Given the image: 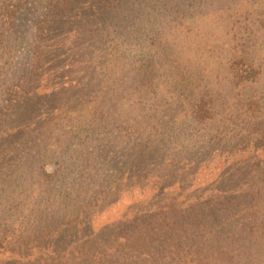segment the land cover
<instances>
[{
  "label": "trees",
  "instance_id": "16d2710c",
  "mask_svg": "<svg viewBox=\"0 0 264 264\" xmlns=\"http://www.w3.org/2000/svg\"><path fill=\"white\" fill-rule=\"evenodd\" d=\"M133 1L127 0V6H123L121 0L115 11H109L116 24L107 22L105 15L89 21L91 25L85 22L90 26L85 31L90 28L96 31L94 46L100 51L106 50L109 39L114 40L115 36L116 40L136 41L133 46L138 45L140 35L148 42L151 40V31L137 18L141 6L154 3L165 6L173 1L168 10L173 12L170 15L175 21L177 16L189 17L187 14L192 8L200 7L199 0L195 3L193 0H136L135 11ZM76 2L0 0L3 61L0 77H4L2 71L12 58L17 57L18 66L12 81L0 87V127L9 123L16 108L29 107L26 97L37 90L40 67L48 55L46 43L51 24L63 18ZM121 11L124 12L121 14ZM22 20L24 24L29 23L28 28L18 24ZM127 26L129 30L125 29ZM23 39L26 46L15 57V49ZM237 51L234 48L233 55L226 59L227 91L222 97L207 91L195 97L190 118L192 130L185 136L178 135V154L169 160L172 167L180 163L187 167L194 157L191 146L201 141V145L211 144L215 152L216 143L223 142V137L216 134L232 133L234 150L223 156V162L227 163L226 167L232 163L241 165L236 181L223 179L219 194L205 201L177 187V193L166 195L165 201L152 200L148 206L139 205L120 224H110L102 233L95 232L89 219L104 197L122 182L123 175L140 178L139 172H146V168L147 176L152 174L161 180L162 169L167 167L163 164L165 153H160V159L158 155L149 158L150 154L144 151L148 148L141 146L140 132L145 122L142 119L147 113L140 98L147 93L155 97L154 87L146 86L150 84L146 83V73L142 71L135 77L137 85L122 87L119 97L110 102L109 112V107L101 106V101L96 100L99 95H93V90L97 89L95 86L108 85L114 77L111 79L99 72L98 77H91L83 85L82 90L88 97L83 102L84 113L82 110L70 113L69 121L55 131L39 133L41 129L36 133L24 124L20 130L8 127L7 135L0 138V254L36 253L31 259L24 258V262L16 264H263L248 251L259 239L264 240V203L262 207L261 202L256 203L258 192L264 191L259 186L264 182L263 70L257 62ZM130 92H137V97ZM114 110L120 115L118 119L111 113ZM124 114L128 115L121 116ZM26 120L33 121L32 114ZM156 120L164 126L163 120ZM78 130L85 132L84 138L75 135ZM204 134L205 140L201 138ZM137 138L141 140L136 141ZM49 162L57 166L47 172L45 165ZM240 201L244 204L240 205ZM196 202L205 205L201 213L206 217L198 216L192 223L190 211H186ZM219 204L223 205L222 212ZM92 206L97 207L87 211ZM156 223L170 228L168 236L159 235L162 231L156 230Z\"/></svg>",
  "mask_w": 264,
  "mask_h": 264
},
{
  "label": "rangeland",
  "instance_id": "374dc122",
  "mask_svg": "<svg viewBox=\"0 0 264 264\" xmlns=\"http://www.w3.org/2000/svg\"><path fill=\"white\" fill-rule=\"evenodd\" d=\"M120 1L77 0L64 15L65 18L62 16L63 18L60 17L51 24L50 37L46 43L48 55L40 67V78L36 82L37 90L28 93L26 97L29 107H23L24 110L16 108V112H13L12 117L9 118V123L0 127V138L7 135V130L10 129L8 127L20 130L24 124L30 125L29 129L35 130L36 133L41 129L39 133L55 131L69 121L70 113H79L80 110L84 113L83 102L88 97L82 90L83 85L91 77H98L99 72L108 74L111 79L114 77L108 85L95 86L97 89L93 90V95H99L96 100L101 101V106L109 107L110 112V102L119 97L122 87L129 88L130 84L137 83L135 77L138 74H142V71L146 73V83H150L146 86L154 87L156 98L151 93L140 98L145 105L144 112L147 113V117L142 119L145 122L140 132L141 146L148 148L144 151L147 155L150 154L149 158L158 155L160 159L161 154L165 153L166 162L163 164L167 167H163L162 177L167 174L164 182L167 186L162 184L163 178L157 180L152 174L147 176L146 168V172H139L140 178L123 175L122 182L104 197V201L97 205L99 208L89 219L91 228L100 233L110 224H120L119 221L128 219L139 205L148 206L152 200L165 201L166 195L177 193V187L185 188L188 195L205 201L219 194L218 189L222 188L223 179H230L231 183H233L232 178L236 181V174L241 165L232 163L226 167L227 163L223 162V156L227 153L230 155L234 150V147H231L232 133L218 134L219 131L216 134L220 138L223 137V142L216 143L217 153L210 147L211 144L201 145L200 141L191 146L192 144L189 143L194 157L190 158L191 163L187 167L181 163L172 167L169 160L178 154L180 143L178 135L185 136L187 131L192 130L190 118L195 97L204 91L222 97L227 91L226 59L233 55L234 48L262 67L261 79L264 80V0H199L198 9L192 8L187 14L189 17L177 16L176 21L171 18L170 14L173 12L168 10L173 1L165 6L157 3L152 6H141L137 18L141 23L143 21L148 31H151V40L148 42L147 38L139 34L138 45L133 46L136 41L116 40L115 36L114 40L108 38L106 50L100 51L94 46L96 31L93 32L91 28L85 31L90 27L85 25V22L91 25L92 19H102V15H105L107 22L116 24L109 11H115ZM195 1L193 0L194 3ZM126 2L127 0H123L122 3L123 6L128 5L129 11L130 2L125 5ZM136 3V0L132 2L134 5L132 10ZM99 8H101L100 12ZM123 12L121 11V14ZM19 23L26 28L29 26V23L24 24V20ZM169 28L170 31L167 33ZM125 29L129 30L128 26ZM164 31L166 32L162 33ZM99 33L104 35L101 31ZM117 38L122 37L117 36ZM24 41V39L20 40L21 46L15 49V57L23 52L22 49L26 46ZM16 59L12 58L10 63L5 65L7 69L2 71L4 77H0L2 81L0 87L12 81L11 77L18 68ZM0 67H3L1 56ZM75 86L81 88L74 90ZM130 93L133 97L138 95L137 92ZM128 112L131 113V110ZM111 113L116 116L115 119L120 116L116 110ZM29 114L33 117L31 122L26 120ZM125 115L128 114L121 116ZM156 118L163 120L164 126L160 125V121ZM168 118L171 120L168 121ZM206 134L201 138L205 140ZM75 135L84 138L86 134L78 130ZM138 140L141 139L137 138L136 141ZM191 142L194 143L193 140ZM75 144L76 142L71 147ZM261 152L262 150L260 155ZM235 157H238V153ZM56 166L55 163L49 162L45 165V170L50 172ZM258 181L261 179L259 178ZM259 186L264 189V182ZM261 187L257 186L260 189ZM242 201L240 205L244 204ZM259 202L262 203L260 205L262 207L264 191H259L257 194L256 203ZM202 206L205 207L204 204L196 202L186 211V213L190 211L192 223L198 216L206 217L201 213ZM219 206H222V212L223 205L219 204ZM95 207L87 208V211L92 212ZM159 226L156 223V230L162 231L159 235L168 236L170 228ZM251 250L248 251L253 252L257 260L264 264L263 238L254 243ZM28 253L0 254V264L21 263L24 262V258L31 259L36 254L34 251Z\"/></svg>",
  "mask_w": 264,
  "mask_h": 264
}]
</instances>
